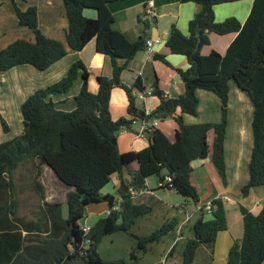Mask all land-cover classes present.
<instances>
[{
	"label": "trees",
	"instance_id": "1",
	"mask_svg": "<svg viewBox=\"0 0 264 264\" xmlns=\"http://www.w3.org/2000/svg\"><path fill=\"white\" fill-rule=\"evenodd\" d=\"M113 1L118 0H62L67 19L63 43L41 33L35 6L22 10L16 0H11L17 24L31 29L33 37L31 40L16 39L0 48V74L24 64L44 71L65 56L67 50L78 51L91 39L95 40L96 51L110 59L112 72L110 77H96L98 89L92 93L87 89L85 65L80 59L74 60L62 78L35 89L21 103L22 131L0 142V188L5 187L10 193L9 205L0 204V219L10 208L13 209L11 177L18 165L26 161H33V177L41 198L39 177L43 166L49 167L61 184L70 188L65 199L67 214L62 215L61 203L44 201L41 212L49 214L50 231L40 237L37 253L20 252V247L12 244L0 264H72L80 255L84 256L86 263L101 264L98 244L102 237L116 231L130 232L136 218L150 212L151 206L135 203L129 191L130 188L145 189L148 176L157 175L159 182L170 176L165 188L198 204L190 163L210 155L225 184L224 135L230 82L249 97L253 108L249 179L241 188L242 193L247 194L252 186H264V0H252L243 23L233 16L219 22L214 18L215 5L238 0H192L200 9L189 20L187 34L172 24L165 42L171 53L184 55L187 59L186 69H176L183 91L178 96L166 97L155 80L151 94L158 97L159 103L148 113L133 95L134 90L145 89L141 80L137 78L132 86H127L120 76L136 52L144 49L146 37L139 36L131 42L112 27L113 15L108 3ZM84 9H93L96 15L87 17L83 14ZM197 27L198 34L195 33ZM210 33H235L224 54L215 50L208 54L200 52V48L209 43ZM155 56L165 61V55ZM78 78V91L71 97L73 108H60L64 100H56V97L68 94ZM113 87L122 88L128 101L127 116L117 120H112L109 113ZM197 88L212 91L219 97V122H184L183 114L195 115L197 112ZM166 118H172L177 125L173 141L151 124L154 119ZM135 122L145 126L143 134L148 133V145L136 151L119 152L112 139L122 129H133ZM0 127L4 133L9 131L1 113ZM209 131L213 132L210 146L207 144ZM124 171L130 176L128 180L122 176ZM114 174L117 176L118 197L100 192ZM102 201L107 203L110 212L84 232L78 221L84 215L86 205ZM116 203L118 209H112ZM209 208L211 218L203 219L201 213L193 224V235L185 242L179 264H192L202 245L213 253L217 233L226 229L222 198H212ZM239 209L242 236L233 240L225 264H261L264 261V202L256 214L241 205ZM171 226L172 222L168 221L151 234L136 237L137 247L146 250L147 243L157 241L163 232H169ZM6 234H10L11 239L19 235L0 231V242Z\"/></svg>",
	"mask_w": 264,
	"mask_h": 264
},
{
	"label": "crops",
	"instance_id": "2",
	"mask_svg": "<svg viewBox=\"0 0 264 264\" xmlns=\"http://www.w3.org/2000/svg\"><path fill=\"white\" fill-rule=\"evenodd\" d=\"M16 1L20 9L30 5L35 6L38 29L41 33L65 43L67 19L64 15L62 0ZM146 3H151L156 13L155 19L151 23L142 19V12ZM251 6L252 0L217 4L213 7L214 18L219 22L226 17L233 16L243 23L250 12ZM108 8L113 15L112 27L122 32L129 41L133 42L139 36H144L146 39H152L155 42L151 52L146 47L136 52L121 72L122 82L127 86H132L135 80L139 78L145 89H152L153 83L157 80L158 88L164 96L175 97L181 94L183 83L176 69H186L188 62L184 55L171 53L165 42L172 24L183 34H187L188 22L199 11V4L192 0H118L108 3ZM14 13L9 0H0V48L16 39H32V32L28 28L17 24ZM83 14L87 17H94L96 12L84 9ZM6 29H9L10 32L5 34ZM234 36L235 33L224 35L210 33L209 43L203 45L200 52L208 54L215 50L220 54H224ZM158 54L165 55V61L155 56ZM77 59L83 62L88 72L87 89L92 93H96L98 89L96 77H110L112 68L110 59L96 51L94 39L88 41L78 51L67 50L65 56L44 71H37L32 66L24 64L0 74V113L9 125V131L6 133L11 131L9 122L12 119L10 117L11 113H13L14 121L21 119V114H19L20 105L27 95L35 89L43 88L62 78L69 65ZM79 85L80 79L78 78L72 87V94L59 95L56 100H64L65 95L71 98L77 93ZM195 93L198 98L197 112L195 115L183 114L184 122L186 124L218 122L221 117L220 99L212 91L202 88H197ZM228 93L229 100L224 135L225 184L222 182L210 155L195 159L190 163L192 178L199 198L198 204L193 203L192 205L188 199L174 190L160 187L157 177L148 176L145 179L144 192L132 196V199L135 203L150 205V212L136 218L131 228L133 236L117 231L102 237L98 244V253L104 263L108 261L118 264L120 260L125 261V257L128 256L129 263L140 264L145 255L148 254L149 247L144 251H140L143 253L141 257H139L140 252L135 254L133 248L136 237L147 236L158 230L166 222L171 221L172 226L169 232H163L159 239L153 242V244H161L162 242V247L157 248L153 244L150 245L153 251L149 255L150 259L147 264H167L168 257H173V255H176L175 262L171 264H179L185 242L193 235V224L201 213L203 219L211 218L210 208H208L209 202L212 198L221 197L224 201L226 229L217 233L212 256L210 257V250L202 245L197 249L192 264H225L229 247L234 239L241 238L243 232L239 206L246 207L256 214L264 202V186H252L244 196L240 191L249 179L248 163L250 149L253 145L252 128H250L253 114L252 104L250 106L248 99L232 82L229 84ZM136 98L142 102L145 112H150L159 103L158 97L153 94L146 95L145 99L137 96ZM70 100L67 104L71 106L73 100ZM127 103L125 91L120 87H113L109 98V113L112 120L127 116ZM155 126L171 141L174 140L177 125L172 118L157 120ZM132 128L131 130L122 129L117 133L116 145H119L120 152L136 151L148 145L147 137L140 136L136 129H140L141 124L135 122ZM212 140L213 132L209 131L207 134L208 146L211 145ZM32 162L26 161L18 165L11 177L15 203L13 209L10 208L8 213L0 219V231L16 232L19 235L15 239H11L10 234L2 236L0 261H2L4 253L9 250L12 244L20 247V252L25 250L30 255L37 253L40 237H44L50 231L48 229L49 214H42V203L47 201L63 205L65 204L67 192L70 190V188L61 184L49 167L43 166L39 177L43 194L41 198L34 181V164ZM124 172L122 176L125 180H128L130 176L128 177ZM4 178L7 179L6 176ZM113 178H115V182L113 181L110 186L111 189L103 187V194L109 193L112 195L113 188L115 191L117 190V176L112 175L110 180ZM57 184L63 188L57 187ZM9 196V190L5 187L0 188L1 205H9ZM115 196L118 197L117 191ZM171 200L173 202H170ZM107 210L106 202L88 204L84 211L85 221L82 224L78 221V224L82 229L90 227L99 218L106 216ZM154 211H157V213H155L156 216L152 220L151 216H153ZM142 222L145 223L142 224ZM138 225H144V227L141 228ZM119 233L124 235H119ZM115 239L118 241L117 246L113 245ZM107 243L110 247L103 250L106 249ZM197 256L201 257L202 263L200 261L195 262ZM132 258L135 260L134 262H132ZM72 264L89 263L83 260L80 262L73 261ZM261 264H264V261Z\"/></svg>",
	"mask_w": 264,
	"mask_h": 264
},
{
	"label": "rangeland",
	"instance_id": "3",
	"mask_svg": "<svg viewBox=\"0 0 264 264\" xmlns=\"http://www.w3.org/2000/svg\"><path fill=\"white\" fill-rule=\"evenodd\" d=\"M9 2H10V4L12 5V3H11V0H9ZM12 8H13V5H12ZM23 10V9H22ZM86 10H88V11H92L93 9H86ZM13 11H14V9H13ZM15 14V13H14ZM216 21V20H215ZM29 31H31L32 32V30L31 29H29ZM10 32V30L9 29H6V31H4V33L6 34V33H9ZM32 37H33V34H32ZM5 47V46H4ZM233 83V82H232ZM235 84V83H234ZM237 87V86H236ZM240 91V90H239ZM242 92V91H241ZM245 96L244 97H246L247 99H248V101H249V103H250V106H251V102H250V99H249V97L244 93V92H242ZM69 94H72V89L70 90V92H69ZM216 95V94H215ZM217 96V95H216ZM218 97V96H217ZM219 98V97H218ZM64 101L63 102H61V105H60V108H63V109H67V110H69V109H71V108H73V102H72V104H71V106H70V104H67V102L68 101H71L70 99H72V98H70L69 96H64ZM228 100H229V93H228ZM228 100H227V103H228ZM69 106V107H68ZM220 108H221V101H220ZM220 113H221V110H220ZM20 114V113H19ZM10 117L12 118V119H10V128H11V131L9 132V133H3L2 132V130H1V127H0V141H5V140H8V139H10V138H13L14 136H16V135H18L21 131H22V123H21V120L22 119H18L17 121H14V118H13V113H11L10 114ZM167 119V118H166ZM220 120H221V117H220ZM219 120V121H220ZM218 121V122H219ZM250 128H251V124H250ZM116 148H117V150L120 152V150H119V145H117L116 146ZM251 150V149H250ZM193 161V160H192ZM124 174H126L128 177H129V175H128V173L127 172H124ZM150 176H152L153 178H158V176L157 175H150ZM111 179V178H110ZM113 181L115 182V178H113L112 180H109L103 187H106L105 189H111L110 188V186L112 185V183H113ZM244 186V185H243ZM242 186V187H243ZM57 187H61V188H63L62 186H59V184H57ZM102 187V188H103ZM102 188L100 189V192L102 193ZM113 188V187H112ZM113 190H114V192H113V194L112 195H114L115 196V193H116V191H115V189L113 188ZM241 191V193H242V189L240 190ZM243 194V193H242ZM243 196H244V194H243ZM116 197V196H115ZM188 201H189V203H191L192 205H193V202L191 201V200H189L188 199ZM102 202H105V201H102ZM170 202H173L172 200L170 201ZM98 203H100V202H98ZM95 204H97V203H95ZM172 204V203H171ZM155 213H157V211H154V214H153V216H151V218H152V220L154 219V217L156 216V214ZM66 214H67V208H66V204H63L62 205V215L63 216H66ZM150 218V219H151ZM84 221H85V217H84V215L79 219V223H84ZM168 221V220H167ZM145 222H142V224H144ZM139 227H141V228H143L144 227V225H138ZM117 232V231H116ZM123 233H126V232H124V231H122ZM168 233V232H167ZM127 234H130V235H132V233H131V231L130 232H128ZM151 234V233H150ZM119 235H124V234H121V233H119ZM133 236V235H132ZM107 239V238H106ZM104 241H108V240H104ZM156 242V241H155ZM106 243V242H105ZM153 244V242H149V243H147L145 246L146 247H149L148 248V250H147V253L148 254H146L145 255V258L142 260V262L140 263V264H147V262H148V260L150 259L149 257V255L151 254V251H153V248L151 247L150 248V245H152ZM113 245H115V246H117L118 245V241L115 239L114 240V244ZM154 245V247L156 246L157 248H159V247H162V242H161V244H153ZM110 247V245H108V243H107V246H106V249H103V250H107L108 248ZM209 249V248H208ZM102 250V251H103ZM133 250L135 251V254H137L138 252H140L141 251V249H139L138 247H137V239H136V241L134 242V248H133ZM210 250V249H209ZM211 252V251H210ZM141 254H143V253H141L140 252V255H139V257H141ZM212 256V253L210 254V257ZM101 257V256H100ZM175 257H176V255H173V257L172 256H170V257H168V259H167V264H171L172 262H175L174 261V259H175ZM102 259V258H101ZM105 259V258H104ZM140 260V259H139ZM102 263L101 264H103L104 263V260L102 259ZM122 261V262H121ZM129 261V257L128 256H126L125 257V261H123V260H120L119 262H118V264H131V263H129L128 262ZM135 260L132 258V262H134ZM196 261H200L201 263H202V259H201V257L200 256H197V258L195 259V262ZM205 261V260H204ZM180 263V262H179ZM104 264H114L113 262L112 263H110V262H108V261H105V263ZM117 264V263H116ZM207 264H209V263H207Z\"/></svg>",
	"mask_w": 264,
	"mask_h": 264
},
{
	"label": "built area",
	"instance_id": "4",
	"mask_svg": "<svg viewBox=\"0 0 264 264\" xmlns=\"http://www.w3.org/2000/svg\"><path fill=\"white\" fill-rule=\"evenodd\" d=\"M155 15H156V13L154 11V8L152 7V4L151 3H146L144 5V8H143L142 19L145 22L151 23L155 19ZM154 43L155 42L152 39H146V41H145V47H146V49L151 52ZM151 91H152V89H144L143 91H140V92H137L136 90H134L133 91V95H135V96H137V97H139L141 99H145L146 95L151 94ZM146 113H148V112H146ZM156 123H157V119H154V120L151 121V124H153V125H155ZM144 127H145L144 125H141V128L138 130V134L140 136H143L144 135L143 134V128ZM170 179H171L170 176H168V175L165 176L164 177V180L161 181V182H159V186H162V187L165 188V183L170 182ZM129 191H130V195L132 197V196H136V195H139V194L143 193L144 192V189L137 190V189L130 188ZM112 209H118V204L116 203L112 207ZM109 212H110V209L107 210V214ZM88 229H89V227L83 228V231L86 232Z\"/></svg>",
	"mask_w": 264,
	"mask_h": 264
},
{
	"label": "water",
	"instance_id": "5",
	"mask_svg": "<svg viewBox=\"0 0 264 264\" xmlns=\"http://www.w3.org/2000/svg\"><path fill=\"white\" fill-rule=\"evenodd\" d=\"M198 32H199V27H197L196 30H195L196 34H198ZM136 129L139 130V128H136ZM147 136H148V133L147 132L144 133V137H147ZM112 142L116 143V137H114L112 139ZM80 193H82V192L80 191ZM83 260H84V256L83 255H80V256L74 258V262H80V261H83Z\"/></svg>",
	"mask_w": 264,
	"mask_h": 264
}]
</instances>
